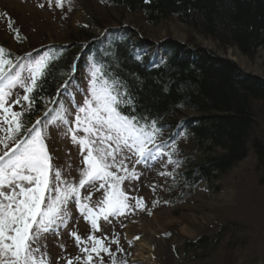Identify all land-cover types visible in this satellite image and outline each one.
<instances>
[{"label":"trees","instance_id":"obj_1","mask_svg":"<svg viewBox=\"0 0 264 264\" xmlns=\"http://www.w3.org/2000/svg\"><path fill=\"white\" fill-rule=\"evenodd\" d=\"M101 4L121 14L140 16L150 27L175 20L221 49L235 48L252 61L264 51V0H107ZM87 13L101 29L105 27L94 11ZM103 30V35L94 36L79 29L70 33L71 45H53L47 50L45 54L59 59L51 62L52 71L31 94L36 99L32 110L24 114L25 125L30 127L43 117L45 104L52 107L48 101L57 100L62 82L69 83L73 66L85 54V68L88 62L102 63L110 76L132 86L138 98L135 115L159 117L163 132L171 131L170 136L184 133L181 137L188 148L179 146L184 163L172 180L171 207L187 204L201 184L215 185L251 153L256 158L258 186L264 190V132L256 108L264 102V79L246 73L234 61L195 40L180 43L167 39L155 46L137 40L129 27ZM85 41L88 43L79 46L78 42ZM8 58L16 60L12 54ZM133 75L142 87H136ZM188 112L196 116H186ZM169 137L166 140L170 141ZM221 237H202L184 244V252H209L220 244Z\"/></svg>","mask_w":264,"mask_h":264},{"label":"snow or ice","instance_id":"obj_2","mask_svg":"<svg viewBox=\"0 0 264 264\" xmlns=\"http://www.w3.org/2000/svg\"><path fill=\"white\" fill-rule=\"evenodd\" d=\"M53 2L63 10L66 4L70 9L74 0H48V6L52 7ZM16 34L19 39V29ZM8 55L0 46V264H51L45 237L58 235L59 228L67 227V221L72 219L70 204L92 229L86 238L75 231L70 233L81 253L74 260L82 264H105L102 255L105 254L111 264H117L111 245H119V238L109 240L106 235H96L101 231L98 221L145 208L142 197H133L135 204L130 203L125 190V181L139 180L141 175L136 168H129V162L135 158L136 164L152 166L165 159L166 165L179 169L184 161L178 158L180 148L175 137L184 133L170 136L171 143L161 139L163 126L159 117L135 115L138 98L132 86L118 76H110L99 62H88V88L83 102L72 110L74 119H69L68 108L62 103L57 108L45 104L43 117L29 127L23 117L34 107L36 98L31 94L41 87L39 82L50 74L51 62L59 57L44 54L31 58L29 54L27 64H17ZM16 68L19 71H13ZM68 79L73 76L69 75ZM133 79L136 87H142L138 77L133 75ZM17 87L25 94L14 92ZM62 88L74 98L68 81L62 82ZM48 103L58 101L52 99ZM16 106L20 110H13ZM49 126L58 130V136L70 137L74 145L80 146L84 166L78 182L66 178L63 169L54 164L48 141L55 143V140ZM160 175L176 177L175 172ZM96 192L101 198L93 204ZM67 264H73V259H68Z\"/></svg>","mask_w":264,"mask_h":264},{"label":"rangeland","instance_id":"obj_3","mask_svg":"<svg viewBox=\"0 0 264 264\" xmlns=\"http://www.w3.org/2000/svg\"><path fill=\"white\" fill-rule=\"evenodd\" d=\"M40 4L45 7H39ZM89 11L100 17L102 26H105L103 29L129 27L136 32L137 40L149 41L155 46H160L167 39L180 43L195 40L219 56L234 61L246 73L264 79V51L252 61L235 48L221 49L218 43L197 36L175 20L150 27L140 16L110 10L98 0H74L70 9L66 4L63 10L54 2L49 7L48 0H0V46L16 57L14 63L27 64L29 54L31 58H38L53 45H71V32L85 29L94 36L103 35L105 30L93 22L88 16ZM16 29H19V39ZM87 43L78 42L81 47ZM85 57V54L80 56L77 71L69 82L74 98L64 92L59 103L51 107L57 108L62 103L68 108L70 120L74 119L72 110L83 102L88 88ZM13 71H19V68ZM23 74L26 76L27 72ZM14 92L25 94L19 87ZM256 108L257 121L264 132V102L256 104ZM13 110H20V106ZM185 115L196 116L190 112ZM48 131L55 140V143L48 141L49 152L55 157L54 164L63 169L66 178L78 182L80 169L84 166L80 146L74 145L70 137L58 136V130L53 126H49ZM170 134L171 131L163 132L161 139L166 140ZM175 139L179 146L187 147L183 137ZM168 142L171 143V140ZM178 158L181 159V153ZM128 166L136 168L141 174L139 180L125 181L130 203L135 204L133 197H142L145 208L130 210L125 216H110L108 221L101 218L98 221L101 231L95 233L106 235L109 240L119 238V245H111L117 264L124 261L127 264H264V190L257 183L253 153L215 185L201 184L187 204L175 208L169 205L173 177L160 175L161 172L176 173L173 165H166L165 159L154 162L152 166L136 164L133 158ZM100 198L101 194L96 192L92 203ZM69 208L72 219L67 221V227L59 228L58 235L47 234L45 237L51 264H67L68 259H73V264H82L74 260L81 253L70 233L75 231L85 238L92 234L90 223L73 205L70 204ZM217 235H222L221 242L213 250L206 253L184 252V244ZM142 239L147 240L148 246L142 245ZM120 248H123L122 252ZM102 255L105 256V264H111L110 259Z\"/></svg>","mask_w":264,"mask_h":264},{"label":"bare ground","instance_id":"obj_4","mask_svg":"<svg viewBox=\"0 0 264 264\" xmlns=\"http://www.w3.org/2000/svg\"><path fill=\"white\" fill-rule=\"evenodd\" d=\"M136 231H137V229H136ZM132 236V235H131ZM141 243H142V245L145 247V246H148V244H147V240L146 239H142L141 241H140ZM162 253V252H161Z\"/></svg>","mask_w":264,"mask_h":264},{"label":"water","instance_id":"obj_5","mask_svg":"<svg viewBox=\"0 0 264 264\" xmlns=\"http://www.w3.org/2000/svg\"><path fill=\"white\" fill-rule=\"evenodd\" d=\"M60 96V95H59Z\"/></svg>","mask_w":264,"mask_h":264}]
</instances>
